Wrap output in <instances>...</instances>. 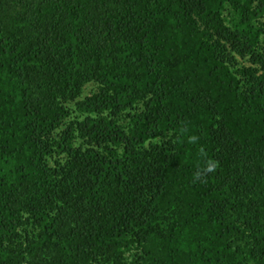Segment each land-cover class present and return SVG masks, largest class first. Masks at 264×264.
I'll return each instance as SVG.
<instances>
[{"label":"trees","instance_id":"1","mask_svg":"<svg viewBox=\"0 0 264 264\" xmlns=\"http://www.w3.org/2000/svg\"><path fill=\"white\" fill-rule=\"evenodd\" d=\"M0 264H264V0H0Z\"/></svg>","mask_w":264,"mask_h":264},{"label":"rangeland","instance_id":"2","mask_svg":"<svg viewBox=\"0 0 264 264\" xmlns=\"http://www.w3.org/2000/svg\"><path fill=\"white\" fill-rule=\"evenodd\" d=\"M92 86L93 85H91V84L86 85V87H85L86 92L90 91L93 88Z\"/></svg>","mask_w":264,"mask_h":264}]
</instances>
